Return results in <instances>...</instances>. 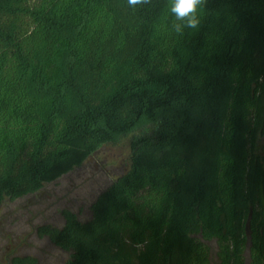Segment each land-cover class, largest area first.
<instances>
[{
    "label": "trees",
    "instance_id": "16d2710c",
    "mask_svg": "<svg viewBox=\"0 0 264 264\" xmlns=\"http://www.w3.org/2000/svg\"><path fill=\"white\" fill-rule=\"evenodd\" d=\"M166 14L0 0V206L133 135L89 220L38 227L63 264H264V0H207L182 36Z\"/></svg>",
    "mask_w": 264,
    "mask_h": 264
},
{
    "label": "rangeland",
    "instance_id": "374dc122",
    "mask_svg": "<svg viewBox=\"0 0 264 264\" xmlns=\"http://www.w3.org/2000/svg\"><path fill=\"white\" fill-rule=\"evenodd\" d=\"M133 135L116 138L100 147L86 163L46 184L36 194L0 206V264L14 255L32 256L37 264H63L70 254L38 234L41 225H63L62 211L70 209L80 220L91 218L90 206L112 180L128 171ZM213 249L215 248L214 244Z\"/></svg>",
    "mask_w": 264,
    "mask_h": 264
},
{
    "label": "clouds",
    "instance_id": "9594fccd",
    "mask_svg": "<svg viewBox=\"0 0 264 264\" xmlns=\"http://www.w3.org/2000/svg\"><path fill=\"white\" fill-rule=\"evenodd\" d=\"M150 2L151 0H127L128 5L133 8ZM206 3L207 0H167L165 19L170 31L182 36L185 29L198 30Z\"/></svg>",
    "mask_w": 264,
    "mask_h": 264
}]
</instances>
